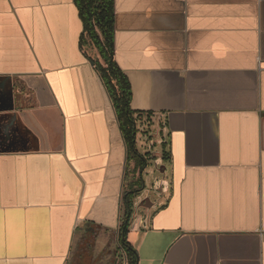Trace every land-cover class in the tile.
<instances>
[{
  "label": "crops",
  "instance_id": "crops-1",
  "mask_svg": "<svg viewBox=\"0 0 264 264\" xmlns=\"http://www.w3.org/2000/svg\"><path fill=\"white\" fill-rule=\"evenodd\" d=\"M84 34L75 0H0V264L120 243L138 178L140 264H264V0H115L143 171Z\"/></svg>",
  "mask_w": 264,
  "mask_h": 264
},
{
  "label": "trees",
  "instance_id": "trees-1",
  "mask_svg": "<svg viewBox=\"0 0 264 264\" xmlns=\"http://www.w3.org/2000/svg\"><path fill=\"white\" fill-rule=\"evenodd\" d=\"M75 3L84 23V39L86 37L96 48L102 61L93 60L92 62L109 93L124 138L130 146L131 155L136 160V166L143 171L146 160L136 149L137 122L139 120L136 119L131 108L133 95L131 84L114 60L115 0H75ZM137 116L141 118L142 115L138 114ZM140 182L141 187L127 193L124 198L125 214L120 243L129 257L130 264L138 263V254L127 242L126 236L133 215V197L143 188L142 179L138 178L136 186Z\"/></svg>",
  "mask_w": 264,
  "mask_h": 264
},
{
  "label": "rangeland",
  "instance_id": "rangeland-1",
  "mask_svg": "<svg viewBox=\"0 0 264 264\" xmlns=\"http://www.w3.org/2000/svg\"><path fill=\"white\" fill-rule=\"evenodd\" d=\"M91 44V43H90ZM87 49L88 52L97 58L96 48ZM93 50V51H92ZM10 89V88H8ZM6 87L0 86V98L5 99L7 96ZM15 91V90H14ZM16 93V92H15ZM77 239L82 242L85 241L87 246L82 250H73L68 264H125V256H122L120 250V243L118 238L113 233L108 231L98 230L92 235H84L79 233ZM136 251V249L134 248ZM90 252V253H88ZM138 254V253H137ZM138 263L140 264L139 254L137 255Z\"/></svg>",
  "mask_w": 264,
  "mask_h": 264
},
{
  "label": "built area",
  "instance_id": "built-area-1",
  "mask_svg": "<svg viewBox=\"0 0 264 264\" xmlns=\"http://www.w3.org/2000/svg\"><path fill=\"white\" fill-rule=\"evenodd\" d=\"M141 118L139 116H136V119L139 120L137 122L138 134L148 136L151 132V122L149 121V118L145 119L144 115H142Z\"/></svg>",
  "mask_w": 264,
  "mask_h": 264
},
{
  "label": "flooded vegetation",
  "instance_id": "flooded-vegetation-1",
  "mask_svg": "<svg viewBox=\"0 0 264 264\" xmlns=\"http://www.w3.org/2000/svg\"><path fill=\"white\" fill-rule=\"evenodd\" d=\"M126 252V251H125ZM126 255H127V253H126Z\"/></svg>",
  "mask_w": 264,
  "mask_h": 264
}]
</instances>
